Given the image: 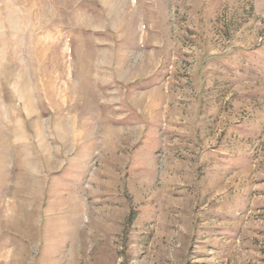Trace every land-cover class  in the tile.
I'll use <instances>...</instances> for the list:
<instances>
[{"label":"rangeland","instance_id":"1","mask_svg":"<svg viewBox=\"0 0 264 264\" xmlns=\"http://www.w3.org/2000/svg\"><path fill=\"white\" fill-rule=\"evenodd\" d=\"M0 264H264V0H0Z\"/></svg>","mask_w":264,"mask_h":264}]
</instances>
